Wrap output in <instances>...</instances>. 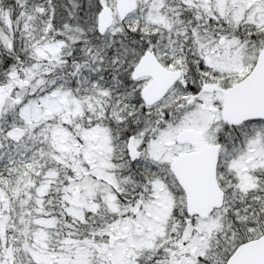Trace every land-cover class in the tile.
<instances>
[{
  "label": "snow or ice",
  "instance_id": "obj_1",
  "mask_svg": "<svg viewBox=\"0 0 264 264\" xmlns=\"http://www.w3.org/2000/svg\"><path fill=\"white\" fill-rule=\"evenodd\" d=\"M0 264H264V0H0Z\"/></svg>",
  "mask_w": 264,
  "mask_h": 264
}]
</instances>
